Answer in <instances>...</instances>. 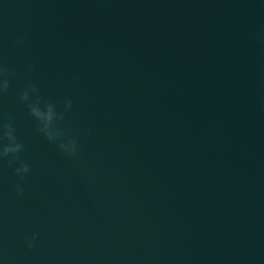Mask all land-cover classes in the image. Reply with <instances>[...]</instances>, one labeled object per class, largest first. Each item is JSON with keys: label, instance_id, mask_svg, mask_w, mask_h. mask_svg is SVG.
Segmentation results:
<instances>
[{"label": "water", "instance_id": "water-1", "mask_svg": "<svg viewBox=\"0 0 264 264\" xmlns=\"http://www.w3.org/2000/svg\"><path fill=\"white\" fill-rule=\"evenodd\" d=\"M0 79V264H264V0H0Z\"/></svg>", "mask_w": 264, "mask_h": 264}, {"label": "clouds", "instance_id": "clouds-1", "mask_svg": "<svg viewBox=\"0 0 264 264\" xmlns=\"http://www.w3.org/2000/svg\"><path fill=\"white\" fill-rule=\"evenodd\" d=\"M22 43V41H18L17 42ZM8 86V82L7 80H2L0 79V89H5ZM32 90H35V86H32ZM22 99H27L28 98V93L27 91L24 92L23 96L21 97ZM67 106L70 107L71 106V101L69 100L67 102ZM32 114L44 125V128L47 129L48 125L53 121V119L55 118V111L54 108L51 104L47 105L46 109L44 110H40L37 107H33L31 109ZM7 127V126H5ZM5 135L7 136L8 139L12 140L14 139L12 136V132L11 130H7L5 132ZM49 139H53V135L51 133H48ZM60 148L63 150V152L68 155H74L77 151V146L75 143H70V144H62L60 145ZM20 150V145L19 144H10L7 146H4L2 149H0V157L2 156H7L9 153H16ZM29 169L27 165H22L20 168H17L15 170L16 174L18 176H20L21 178H23V176L28 173ZM16 192L18 195H22L23 194V189L22 187L17 184L16 185ZM37 237V233H33L32 236L27 240V246L28 248H32L33 247V242L35 241Z\"/></svg>", "mask_w": 264, "mask_h": 264}]
</instances>
